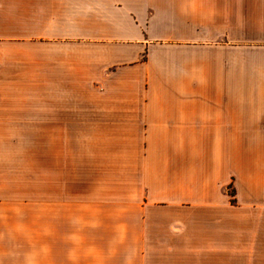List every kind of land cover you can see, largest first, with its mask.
Wrapping results in <instances>:
<instances>
[{"label": "crops", "instance_id": "obj_1", "mask_svg": "<svg viewBox=\"0 0 264 264\" xmlns=\"http://www.w3.org/2000/svg\"><path fill=\"white\" fill-rule=\"evenodd\" d=\"M0 264H264V0H0Z\"/></svg>", "mask_w": 264, "mask_h": 264}]
</instances>
